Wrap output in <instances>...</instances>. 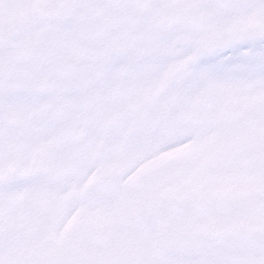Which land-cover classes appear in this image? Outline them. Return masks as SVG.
I'll return each instance as SVG.
<instances>
[{"label": "snow or ice", "instance_id": "1", "mask_svg": "<svg viewBox=\"0 0 264 264\" xmlns=\"http://www.w3.org/2000/svg\"><path fill=\"white\" fill-rule=\"evenodd\" d=\"M0 264H264V0H0Z\"/></svg>", "mask_w": 264, "mask_h": 264}]
</instances>
